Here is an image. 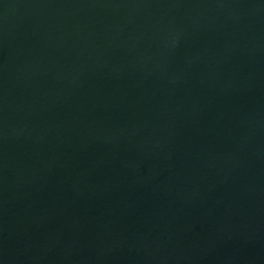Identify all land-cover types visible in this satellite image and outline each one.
Listing matches in <instances>:
<instances>
[{"label": "water", "instance_id": "obj_1", "mask_svg": "<svg viewBox=\"0 0 264 264\" xmlns=\"http://www.w3.org/2000/svg\"><path fill=\"white\" fill-rule=\"evenodd\" d=\"M0 264H264V0H0Z\"/></svg>", "mask_w": 264, "mask_h": 264}]
</instances>
